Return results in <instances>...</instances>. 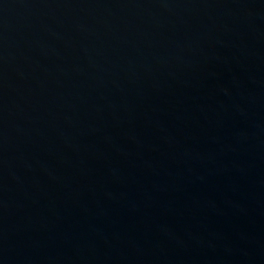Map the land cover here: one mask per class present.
Here are the masks:
<instances>
[{"label":"water","instance_id":"1","mask_svg":"<svg viewBox=\"0 0 264 264\" xmlns=\"http://www.w3.org/2000/svg\"><path fill=\"white\" fill-rule=\"evenodd\" d=\"M0 264H264V0H0Z\"/></svg>","mask_w":264,"mask_h":264}]
</instances>
